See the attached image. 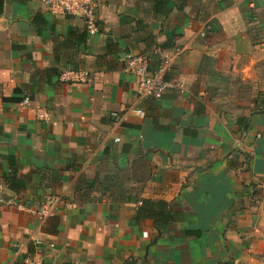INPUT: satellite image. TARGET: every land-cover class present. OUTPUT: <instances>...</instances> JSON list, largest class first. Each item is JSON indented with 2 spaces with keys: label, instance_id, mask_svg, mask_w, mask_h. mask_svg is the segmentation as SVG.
Masks as SVG:
<instances>
[{
  "label": "crops",
  "instance_id": "0c3cea01",
  "mask_svg": "<svg viewBox=\"0 0 264 264\" xmlns=\"http://www.w3.org/2000/svg\"><path fill=\"white\" fill-rule=\"evenodd\" d=\"M98 1L90 34L42 0H0V178L26 207L0 205V264L34 238L49 264H264V109L229 61L264 0ZM131 54L176 55L180 86L139 100ZM51 193L65 201L43 219Z\"/></svg>",
  "mask_w": 264,
  "mask_h": 264
},
{
  "label": "built area",
  "instance_id": "2783aa9c",
  "mask_svg": "<svg viewBox=\"0 0 264 264\" xmlns=\"http://www.w3.org/2000/svg\"><path fill=\"white\" fill-rule=\"evenodd\" d=\"M42 3L54 14L82 18L88 33L96 34L99 32L100 3L98 0H42ZM175 56H164L157 65L152 66L149 57L145 54L129 55L124 70L138 78L137 98L139 100L160 99L169 89L180 86L175 81L167 79L168 72L175 62ZM90 76V71L84 69L63 68L59 72V80L64 83H86ZM24 101L25 103L29 102L27 99ZM134 109L138 112L142 111L141 108ZM124 110L111 112L115 124L124 120V112L126 111ZM39 114L42 115L43 119L47 116L46 112H39ZM115 140L118 141L119 138ZM8 172H12V169H8ZM8 190L7 183L0 178V205H11L25 210L26 207L23 202L9 195ZM64 201L65 198L62 195L46 194L36 212L43 219L47 218L55 214ZM33 241L36 247L32 252L23 256L22 264H49L46 261L43 242L38 238H34Z\"/></svg>",
  "mask_w": 264,
  "mask_h": 264
},
{
  "label": "rangeland",
  "instance_id": "374dc122",
  "mask_svg": "<svg viewBox=\"0 0 264 264\" xmlns=\"http://www.w3.org/2000/svg\"><path fill=\"white\" fill-rule=\"evenodd\" d=\"M264 9V8H263ZM251 22L248 34L252 44L242 50L246 55L245 59L238 62L229 60L232 67L242 68L236 76H230L234 83L239 85V89L249 94L250 100L258 99V104H254V110L264 109V12L258 15L252 12L249 15ZM262 24V25H261ZM256 47V48H254ZM257 49V50H256ZM239 50H241L239 48ZM254 52H257L256 54ZM229 78V77H228ZM230 82V80H229Z\"/></svg>",
  "mask_w": 264,
  "mask_h": 264
},
{
  "label": "trees",
  "instance_id": "16d2710c",
  "mask_svg": "<svg viewBox=\"0 0 264 264\" xmlns=\"http://www.w3.org/2000/svg\"><path fill=\"white\" fill-rule=\"evenodd\" d=\"M161 207H162L163 211H161L159 214H156V215L152 214V215L154 216L155 222L165 223L172 218V215L170 214V211H168V209H166V207H167L166 203H161ZM165 209L167 210V212ZM139 211H140V213H144L143 207L140 208Z\"/></svg>",
  "mask_w": 264,
  "mask_h": 264
},
{
  "label": "water",
  "instance_id": "95a60500",
  "mask_svg": "<svg viewBox=\"0 0 264 264\" xmlns=\"http://www.w3.org/2000/svg\"><path fill=\"white\" fill-rule=\"evenodd\" d=\"M9 195H10V193H9Z\"/></svg>",
  "mask_w": 264,
  "mask_h": 264
}]
</instances>
